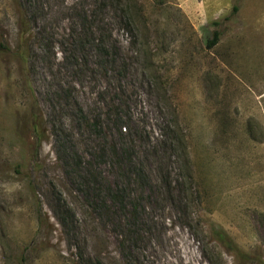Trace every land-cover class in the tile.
<instances>
[{
    "label": "rangeland",
    "instance_id": "obj_1",
    "mask_svg": "<svg viewBox=\"0 0 264 264\" xmlns=\"http://www.w3.org/2000/svg\"><path fill=\"white\" fill-rule=\"evenodd\" d=\"M0 264H264V0H0Z\"/></svg>",
    "mask_w": 264,
    "mask_h": 264
},
{
    "label": "trees",
    "instance_id": "obj_2",
    "mask_svg": "<svg viewBox=\"0 0 264 264\" xmlns=\"http://www.w3.org/2000/svg\"><path fill=\"white\" fill-rule=\"evenodd\" d=\"M237 10H238V7H237L236 5H234L233 8H232V11H233V12H236ZM20 19H21V18H20ZM20 23H21V21H19V24H20ZM23 33H25V31H23ZM84 33H85V31H84ZM219 38H220V33H219L217 30H215V31L212 33V38H211V40L208 42V46L211 47V46L215 45V44L218 42ZM103 41H104V40L101 39V40H99V42L97 43V45L101 48V52H102L101 55L105 53L104 51L107 52V47H106V45H105L106 40L104 41V43H103ZM102 43H103V47H101V44H102ZM92 44H94L93 41H92ZM23 59H25V58H23ZM85 62H86V61H85ZM118 120H120L119 117H118V119H117L116 121L118 122ZM91 122H92V121H91ZM86 123L89 124V126L92 127L94 130H95V128L97 127V124H96L95 122L90 123V121L88 120ZM119 127H120V125H119ZM100 175H101V174H100ZM100 175L97 174V177H101ZM116 190H117V189H114V188H112V187H108V188H107V197H106V199H104V201H103V204H104L105 206L108 207V203H107V202H116V201H118V197H117V195H116V193H117L118 191H116ZM133 208H134V207H133ZM210 231H211V236H212L217 242H219V243H221L222 245H224V246H225L228 250H230V251H233V252H236V251H237V249H236V247H235V245H234L232 239L227 235V233L225 232V230H224L222 227L217 226V225H211V227H210Z\"/></svg>",
    "mask_w": 264,
    "mask_h": 264
}]
</instances>
